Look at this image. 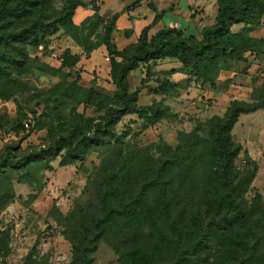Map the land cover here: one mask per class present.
Segmentation results:
<instances>
[{
    "label": "rangeland",
    "instance_id": "1",
    "mask_svg": "<svg viewBox=\"0 0 264 264\" xmlns=\"http://www.w3.org/2000/svg\"><path fill=\"white\" fill-rule=\"evenodd\" d=\"M67 1L51 0L44 12L56 19ZM84 1L85 6L78 9L88 18L94 14L92 0ZM21 25L22 22L13 21L8 29ZM252 27L251 34L264 39V19ZM93 31H97V36L92 35L86 42L84 36L91 33L89 27L77 32L60 27L36 47H25L29 59L20 67L7 59L16 52V42L0 41V264H7L11 255L12 264H69L72 215L78 206L96 202L99 173L108 162L127 160L134 165L143 161L146 167L156 166L170 157V148L175 150L201 140L191 154L198 160L191 176L187 179L180 169L173 174L174 185L188 193L193 187L201 188L212 172L214 143L207 122L216 116L224 118L233 102L254 104L264 94V54L259 44L254 51L245 53V61H222L219 76L211 83L209 75L197 77L189 69L188 74H171L172 67L181 65L171 58L141 62L129 74L130 90H139L138 105H152L162 111L158 122L146 127L148 119L127 114L116 126L119 138L108 146L88 151L84 160L63 164L62 150L48 163L39 161L33 153H45L43 150L70 128L78 127L82 132L99 117L97 110L84 100L87 90L93 88L109 96L117 90L112 62L114 57L121 58L111 56L104 44L88 51L90 43H101L104 33L100 27ZM118 41L121 44L120 38ZM248 73L253 74L251 86L233 81L238 74ZM168 79H178L179 86L169 94L161 93V85ZM231 133L240 148L238 159L247 155L256 164L244 200L252 214L251 226L256 224L262 233L259 255L264 264V108L241 114ZM9 154L17 159L31 157L29 166L6 170L4 160ZM193 237L195 233L191 234ZM91 258L92 264H121L107 239L99 242Z\"/></svg>",
    "mask_w": 264,
    "mask_h": 264
},
{
    "label": "trees",
    "instance_id": "2",
    "mask_svg": "<svg viewBox=\"0 0 264 264\" xmlns=\"http://www.w3.org/2000/svg\"><path fill=\"white\" fill-rule=\"evenodd\" d=\"M50 2L0 0V24L3 22L0 41L16 42V52L7 57L11 63L18 67L25 65L29 59L25 47H36L65 26L74 32L89 27L91 33L84 36L86 42L92 35L97 36L94 28H102L101 43H90L88 51L104 44L111 56L121 59L114 57L112 62L117 86L114 96L93 88L85 92V102L99 113L92 125H87L82 132L78 127L70 128L54 145L43 150L45 153H33L36 159L46 163L62 150H65L62 162L68 164L84 160L93 148L108 146L119 138L116 126L127 114L148 119L146 127L159 121L162 111L152 105H138L139 90H130L129 74L139 63L171 58L181 64L172 67L171 74H188L189 69L197 77L209 75L211 83L219 76L222 61H245V53L254 51L257 44L264 54V39L251 34L252 26L264 19V0H218L216 22L203 29L200 37L186 36L176 29L161 30L149 36L146 27L137 43L122 49L113 41L117 13L101 15L97 1L92 0L94 14L77 26L73 17L85 4L84 0H68L56 19L44 12ZM13 21L22 25L8 29ZM236 25L243 26L235 31ZM178 86L179 82L168 79L161 85V93L169 94ZM263 108L264 94L254 104L233 102L224 118L216 116L207 122L214 143L212 172L201 188H191L192 193L174 185L173 174L180 169L187 179L191 176L198 164L191 154L201 140L175 150L170 148V157L156 166L146 167L143 161L132 165L133 162L127 160L105 164L99 173L96 202L78 206L72 215L69 264H92L91 254L103 239H107L119 255L121 264H262L259 255L262 233L256 224L251 226L252 214L244 200V193L255 176L256 164L247 155L238 159L240 148L235 145L231 132L241 114ZM29 158L17 159L9 154L4 166L10 171L27 168ZM192 233H195L193 238ZM8 237L9 234L5 239Z\"/></svg>",
    "mask_w": 264,
    "mask_h": 264
},
{
    "label": "crops",
    "instance_id": "3",
    "mask_svg": "<svg viewBox=\"0 0 264 264\" xmlns=\"http://www.w3.org/2000/svg\"><path fill=\"white\" fill-rule=\"evenodd\" d=\"M97 3L101 15L118 14L113 31V41L118 48L137 43L146 27L149 28V36L161 30L176 29L186 36L200 37L203 29L215 24L218 13V0H98ZM88 8H91L90 5ZM86 17L81 9H77L73 20L81 23ZM236 26L238 31L243 25ZM91 60L94 65L96 56ZM171 80L178 82V79ZM233 81L251 86L253 74H238ZM12 256L7 264L13 263Z\"/></svg>",
    "mask_w": 264,
    "mask_h": 264
},
{
    "label": "built area",
    "instance_id": "4",
    "mask_svg": "<svg viewBox=\"0 0 264 264\" xmlns=\"http://www.w3.org/2000/svg\"><path fill=\"white\" fill-rule=\"evenodd\" d=\"M106 60H107V61H109V60H110V57H109V56H107V57H106Z\"/></svg>",
    "mask_w": 264,
    "mask_h": 264
}]
</instances>
